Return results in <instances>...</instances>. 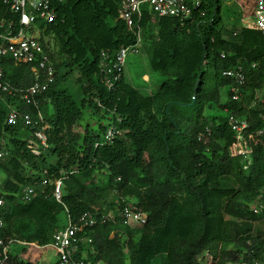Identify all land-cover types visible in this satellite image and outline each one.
<instances>
[{"label":"trees","instance_id":"16d2710c","mask_svg":"<svg viewBox=\"0 0 264 264\" xmlns=\"http://www.w3.org/2000/svg\"><path fill=\"white\" fill-rule=\"evenodd\" d=\"M200 1L201 14L182 21L157 16L142 3L131 28L117 18L116 0L54 3V19L39 24L52 39L54 68L39 98L47 143L39 155L25 147L27 129L5 122L0 101L7 149L0 159L4 241L45 245L65 225L60 212L75 221L88 211L95 219L106 216L76 233L78 249L103 264H264V210L249 208L264 186V137L255 135L246 168L228 152L230 115L245 118L251 131L260 125L264 38L253 25H239L235 5ZM16 18L0 0V30ZM136 35L148 68L161 76L148 94L130 85L122 70L107 74L111 84H105L100 65L101 51L111 59ZM3 64L10 84L30 82L27 65ZM237 66L241 85L221 73ZM223 86L226 100L219 104ZM205 107L212 112L204 115ZM84 112L95 123L76 132ZM108 126L117 132L106 141ZM57 178L59 202L51 193ZM26 186L35 194L23 201ZM123 204L144 212V223L120 220ZM6 264L37 263L11 252Z\"/></svg>","mask_w":264,"mask_h":264},{"label":"built area","instance_id":"2783aa9c","mask_svg":"<svg viewBox=\"0 0 264 264\" xmlns=\"http://www.w3.org/2000/svg\"><path fill=\"white\" fill-rule=\"evenodd\" d=\"M8 9L17 15L16 23H8L0 30V101L5 106V122L9 125H19L28 130L25 138L27 150L37 156L46 148V124L43 123L39 109V98L53 81L54 68L49 53L53 48L50 37L43 33V25L54 19V3L62 0H3ZM118 3L117 18L122 20L126 27L131 28L135 19L141 15L140 5L146 3L149 10L157 16H174L180 21L185 18H194L201 14L200 0H116ZM264 38V0H255L252 8V23ZM3 26L0 21V27ZM132 45L120 46L111 59L106 60L105 52H100L102 61L101 69L105 75V84L110 85L107 74L122 70L126 54L136 52L139 47V36ZM8 59L15 66L27 65L31 80L26 85H13L5 79L4 61ZM106 60V61H105ZM230 77L236 85L244 82V75L240 66L233 69H225L221 72ZM118 73L115 74V76ZM114 76V77H115ZM236 87H231V98L236 99ZM19 102L31 108L32 112L23 110ZM259 127L251 131L245 118H237L230 115L228 124L233 131L234 139L228 146L231 156H239L243 168L250 163L252 147L255 144V135L264 137V107L258 112ZM117 131L113 127L106 128L104 139L110 140ZM6 140L0 136V159L7 154ZM1 180V178H0ZM46 180L43 179L42 183ZM61 180H53L52 196L60 201ZM35 191L31 187H23L21 199L28 201L34 196ZM2 199L0 198V205ZM253 213L264 210V186H262L255 199L249 203ZM105 214L95 219L88 211L83 212L75 221L66 218L63 227L56 229L52 234L51 242L45 245H37L35 242H14L12 239L4 241L0 237V264H6L8 253H11L13 243L31 245L34 247L49 246L54 254L55 264H103L99 260L87 258L83 250L78 249L79 238L76 233L83 226L95 224L97 220H103ZM120 220L129 226H140L144 223L145 214L133 205L123 204L118 210ZM3 221L0 217V230ZM83 241V240H82ZM89 241V238H86ZM82 255L76 257V252Z\"/></svg>","mask_w":264,"mask_h":264},{"label":"rangeland","instance_id":"374dc122","mask_svg":"<svg viewBox=\"0 0 264 264\" xmlns=\"http://www.w3.org/2000/svg\"><path fill=\"white\" fill-rule=\"evenodd\" d=\"M224 4L231 6L235 5L239 11V25H252V8L255 0H221ZM232 20V19H230ZM229 20V21H230ZM228 21V22H229ZM52 41V40H50ZM122 73L125 80L137 88L141 93H149L156 88L161 79V76L158 72L151 71L146 63V57L141 48L136 52H128L126 54L124 64L122 67ZM142 74H145L147 78L143 79ZM226 90L225 86L219 89L218 103L222 104L226 100ZM212 112L211 109L205 107L203 109V114ZM104 121V120H103ZM94 124L95 117L89 115V113H83L82 118L79 120L76 129L74 131H81L84 124ZM2 174L0 173V178ZM59 221L61 223H66L64 220V215L62 212L59 213ZM12 253H17L21 258L26 259L37 264H49L50 261L54 258V252L51 247H34L31 245H24L13 243L11 247Z\"/></svg>","mask_w":264,"mask_h":264},{"label":"crops","instance_id":"0c3cea01","mask_svg":"<svg viewBox=\"0 0 264 264\" xmlns=\"http://www.w3.org/2000/svg\"><path fill=\"white\" fill-rule=\"evenodd\" d=\"M138 49H139V47H138ZM141 76H143V79L144 78H147V76L145 75V74H142ZM137 89V88H136ZM150 92V91H149ZM148 94V93H147ZM15 242V241H14ZM16 242H19V241H16ZM12 252V251H11ZM55 258V257H54ZM54 258H53V260L52 261H50L49 262V264H55V262H54Z\"/></svg>","mask_w":264,"mask_h":264}]
</instances>
